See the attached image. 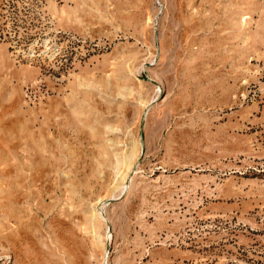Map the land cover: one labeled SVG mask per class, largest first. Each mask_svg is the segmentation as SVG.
I'll return each mask as SVG.
<instances>
[{
    "label": "rangeland",
    "instance_id": "obj_1",
    "mask_svg": "<svg viewBox=\"0 0 264 264\" xmlns=\"http://www.w3.org/2000/svg\"><path fill=\"white\" fill-rule=\"evenodd\" d=\"M0 264H264V0H0Z\"/></svg>",
    "mask_w": 264,
    "mask_h": 264
}]
</instances>
